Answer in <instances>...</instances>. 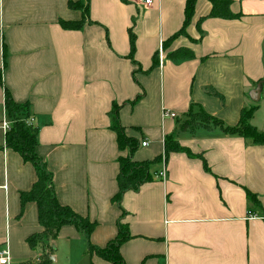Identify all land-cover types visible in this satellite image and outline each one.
I'll return each mask as SVG.
<instances>
[{
  "label": "crops",
  "instance_id": "crops-1",
  "mask_svg": "<svg viewBox=\"0 0 264 264\" xmlns=\"http://www.w3.org/2000/svg\"><path fill=\"white\" fill-rule=\"evenodd\" d=\"M185 2L0 0V117L5 89L29 104L57 201L95 223L88 239L65 224L52 250L29 246L42 227L20 193L37 175L0 133V247L10 249L9 264H112L89 246L104 247L119 220L130 234L120 247L126 264H264V145L197 119L180 127L199 110L236 126L254 107L250 124L264 133V0H230L232 18L209 16L211 2L196 0L184 33L163 48L183 26ZM60 21L83 22L72 30ZM176 49L187 57L170 59ZM115 107L126 136L148 143L134 161L160 157L154 178L124 192L120 208L111 199L127 150L112 129ZM166 136L183 150L165 155Z\"/></svg>",
  "mask_w": 264,
  "mask_h": 264
},
{
  "label": "trees",
  "instance_id": "trees-1",
  "mask_svg": "<svg viewBox=\"0 0 264 264\" xmlns=\"http://www.w3.org/2000/svg\"><path fill=\"white\" fill-rule=\"evenodd\" d=\"M196 0H186L185 13L183 26L166 42H163V48L176 36L183 34L184 30L193 15V7ZM211 2V11L208 14L212 17L232 18L229 10L230 0H209ZM70 8H83L79 3L69 2ZM87 8H83L82 13L86 14ZM79 22H67L60 21L63 28L77 29L81 26ZM130 52L134 49V41L131 36L130 39ZM184 49H176L169 52L168 57L170 59H176L178 57L185 58L186 54L183 53ZM155 63V59L153 60ZM5 103V117L10 121V127L5 132V145L16 151L24 161L32 164L37 175V179L30 191L20 193V202L32 201L38 208L39 224L42 227V231L32 235L28 238V244L31 247L37 245L38 242L45 243L48 248H51V241L58 235V230L65 224H72L79 232H82L85 238H89L91 231L95 227V223L91 222L88 218L77 215L70 207L59 204L56 198L55 189H53L52 175L47 170L45 163L38 157L36 153L37 145V132L33 125H29L27 121L30 120V110L28 103H16L12 100L10 93L7 89L4 92ZM254 112V107L249 109H243L240 115V119L236 126L224 125L218 119L206 114L204 111L199 110L196 114L190 113V120L183 121L180 125L182 130L189 128L191 122L196 119L200 123L219 126L222 131L227 134L240 135L243 139H246L251 144L264 145V133L257 131V129L250 124L251 117ZM117 107L112 112V129L116 132V140L118 143V149L120 151L127 150L126 155H121L118 158L119 169L116 177V183L118 187L117 193L112 197V202L116 203L120 208V200L124 192L128 190L137 191L142 184L151 181L155 173L152 172L151 166L156 162H159L160 157L152 159L151 161H134L133 154L139 147L140 143L137 140L132 139L125 134V130L118 122ZM164 154L166 155L171 151H180L183 148L178 145L172 137H164ZM247 198L252 201H256V197L250 193H246ZM117 235L111 239L104 247H90V252L98 255L105 261L112 264H126L123 260L120 247L121 244L130 237L126 224H121L119 220L117 222Z\"/></svg>",
  "mask_w": 264,
  "mask_h": 264
},
{
  "label": "built area",
  "instance_id": "built-area-1",
  "mask_svg": "<svg viewBox=\"0 0 264 264\" xmlns=\"http://www.w3.org/2000/svg\"><path fill=\"white\" fill-rule=\"evenodd\" d=\"M124 1L130 2V3L132 2L138 6L145 7V6L151 5L154 0H124ZM164 115L175 117L174 113H170L167 111H164ZM27 123L29 125H32V120L27 121ZM9 127H10V121L8 120V118H6L5 116L0 117V133L2 135H5L6 134L5 132L9 129ZM140 143H141V146H144V147L148 145L146 141H142ZM166 173L167 171H165V168L163 167L156 174V177L164 181L166 178ZM10 258H11L10 249H8L7 245L5 244L2 247H0V264H9Z\"/></svg>",
  "mask_w": 264,
  "mask_h": 264
},
{
  "label": "water",
  "instance_id": "water-1",
  "mask_svg": "<svg viewBox=\"0 0 264 264\" xmlns=\"http://www.w3.org/2000/svg\"><path fill=\"white\" fill-rule=\"evenodd\" d=\"M261 83H258L254 88L250 89L248 95L250 100L257 102L260 99Z\"/></svg>",
  "mask_w": 264,
  "mask_h": 264
}]
</instances>
